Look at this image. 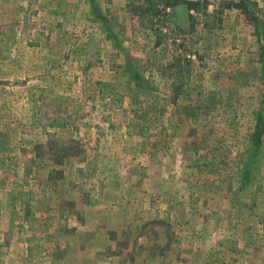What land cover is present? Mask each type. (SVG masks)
Masks as SVG:
<instances>
[{
    "label": "rangeland",
    "instance_id": "obj_1",
    "mask_svg": "<svg viewBox=\"0 0 264 264\" xmlns=\"http://www.w3.org/2000/svg\"><path fill=\"white\" fill-rule=\"evenodd\" d=\"M165 1L0 0V264H264V0Z\"/></svg>",
    "mask_w": 264,
    "mask_h": 264
},
{
    "label": "trees",
    "instance_id": "obj_2",
    "mask_svg": "<svg viewBox=\"0 0 264 264\" xmlns=\"http://www.w3.org/2000/svg\"><path fill=\"white\" fill-rule=\"evenodd\" d=\"M165 5H169V6H174L176 3H177V0H167L164 2ZM197 5H199V2H189L187 7H188V10L189 11H198V9L196 8ZM239 6V5H238ZM261 120H258V125H257V128H256V132L254 134V143H257L258 139H259V136H260V133H261ZM36 246H32V245H29L27 246V262L30 263L34 257L32 255L33 253V250L35 249Z\"/></svg>",
    "mask_w": 264,
    "mask_h": 264
}]
</instances>
